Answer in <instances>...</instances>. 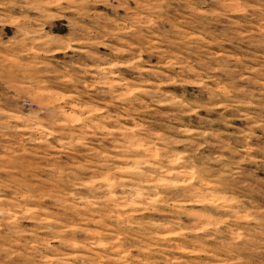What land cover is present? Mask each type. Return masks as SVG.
<instances>
[{"label": "rangeland", "instance_id": "obj_1", "mask_svg": "<svg viewBox=\"0 0 264 264\" xmlns=\"http://www.w3.org/2000/svg\"><path fill=\"white\" fill-rule=\"evenodd\" d=\"M0 264H264V0H0Z\"/></svg>", "mask_w": 264, "mask_h": 264}]
</instances>
